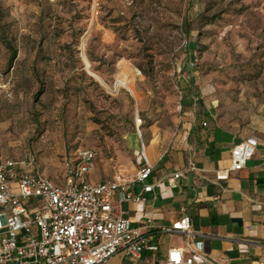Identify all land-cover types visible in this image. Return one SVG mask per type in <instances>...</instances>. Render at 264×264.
<instances>
[{"label": "rangeland", "instance_id": "1", "mask_svg": "<svg viewBox=\"0 0 264 264\" xmlns=\"http://www.w3.org/2000/svg\"><path fill=\"white\" fill-rule=\"evenodd\" d=\"M207 95L264 105V0H0V153L60 185L82 147L92 179L135 173L127 135L180 130Z\"/></svg>", "mask_w": 264, "mask_h": 264}, {"label": "crops", "instance_id": "2", "mask_svg": "<svg viewBox=\"0 0 264 264\" xmlns=\"http://www.w3.org/2000/svg\"><path fill=\"white\" fill-rule=\"evenodd\" d=\"M188 99L180 130L162 132L153 126L147 144L136 133L127 135L137 156L128 168L133 172L140 168L142 140L155 166L148 179L155 190L147 194V205L123 204L134 227L152 220V227L145 229L152 248L140 258L121 251L108 264H166L170 249H186L188 244L212 264H264V105L256 112L237 115L217 109L209 95L204 101L197 96ZM243 140L255 145L254 156L228 179H218L217 171L231 165L233 145ZM175 172L183 176L170 185L167 178ZM112 178L96 180L90 174L95 182ZM184 215L191 218L192 233L162 231Z\"/></svg>", "mask_w": 264, "mask_h": 264}, {"label": "built area", "instance_id": "3", "mask_svg": "<svg viewBox=\"0 0 264 264\" xmlns=\"http://www.w3.org/2000/svg\"><path fill=\"white\" fill-rule=\"evenodd\" d=\"M141 147L138 171L119 170L112 179L97 182L89 177L97 153L89 147L79 148L66 164L63 185L36 169L34 156L25 161L0 153V264H108L121 251L140 258L151 249V236L145 229L152 227V220L134 227L123 206L125 202L146 206L147 194L155 190L148 183L155 166L143 140ZM255 151L248 140L234 144L231 165L218 170L217 178L228 179L232 172L245 168ZM191 167L197 169L195 164ZM181 176L182 172H175L167 181L175 185ZM162 231L190 234L191 218L184 215ZM166 264L212 261L188 244L186 249H170Z\"/></svg>", "mask_w": 264, "mask_h": 264}, {"label": "trees", "instance_id": "4", "mask_svg": "<svg viewBox=\"0 0 264 264\" xmlns=\"http://www.w3.org/2000/svg\"><path fill=\"white\" fill-rule=\"evenodd\" d=\"M212 20H209L207 23H210ZM13 49V48H12ZM16 57V50L14 49L13 50V54H12V56H11V58H10V64L13 62V60H14V58ZM140 119V118H139ZM140 121H141V119H140Z\"/></svg>", "mask_w": 264, "mask_h": 264}, {"label": "water", "instance_id": "5", "mask_svg": "<svg viewBox=\"0 0 264 264\" xmlns=\"http://www.w3.org/2000/svg\"><path fill=\"white\" fill-rule=\"evenodd\" d=\"M84 55H85V53H83V57H84ZM85 62H86V68H87L88 72H90L89 70H90L91 65L86 60H85Z\"/></svg>", "mask_w": 264, "mask_h": 264}, {"label": "bare ground", "instance_id": "6", "mask_svg": "<svg viewBox=\"0 0 264 264\" xmlns=\"http://www.w3.org/2000/svg\"><path fill=\"white\" fill-rule=\"evenodd\" d=\"M87 62H88V60L86 59V58H84ZM89 63V62H88ZM91 73V72H90ZM91 74H93V73H91ZM98 78H101V77H98Z\"/></svg>", "mask_w": 264, "mask_h": 264}]
</instances>
